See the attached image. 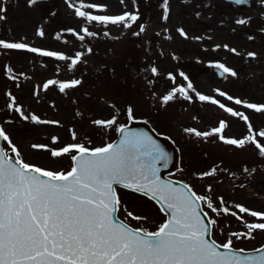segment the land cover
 Returning a JSON list of instances; mask_svg holds the SVG:
<instances>
[{
    "label": "rangeland",
    "instance_id": "rangeland-1",
    "mask_svg": "<svg viewBox=\"0 0 264 264\" xmlns=\"http://www.w3.org/2000/svg\"><path fill=\"white\" fill-rule=\"evenodd\" d=\"M252 2L250 8H237L223 0H168L169 15L165 20L163 0H136L135 4L133 0H124L123 4L120 0H37L32 5L28 0H3L6 19L0 20V39L61 52L69 59L38 60L26 50L0 48V128L17 147L23 161L53 171H68L74 152L53 158L50 151L34 149L32 145L44 144L48 149L69 143H82L89 148L103 146L116 136L117 127L125 123L127 109L131 107L133 115L149 117L182 147L185 166L176 176L189 181L217 209L219 198H223L229 214L214 213L204 203L216 220L214 237L224 243L230 233L246 232V223L264 221L239 213L235 205L264 211V155L249 144H227L220 134L197 136L185 129L211 132L219 126L223 115L228 118L227 130L231 134L239 135L244 128L249 130V124L251 131H264V113H257L254 120V110L227 99L232 96L264 104V0ZM87 4L104 6L102 10L82 8L95 15L128 11L137 14L138 20L130 28L88 23L75 15L76 7ZM241 19L247 23H237ZM141 25L144 31L140 30ZM83 27L96 35L85 36L81 41L78 36L84 34ZM38 29L44 32L43 36L37 35ZM177 29H183L186 35L181 36ZM77 52L82 54L80 61L69 68ZM231 52L236 57L228 61L234 65L236 75L228 74L224 80L215 78L209 71L210 63ZM248 52L255 55L250 57ZM198 64L204 66V71ZM152 68H156V73ZM184 72L193 77L191 89L185 83ZM50 79H76L81 83L63 92L59 83L44 89V83ZM178 88L185 89L187 99L175 91ZM170 92L173 99L164 103L162 98ZM219 92L226 95L220 96ZM197 94L224 105L230 103L236 111L250 115V122L223 113L219 104L201 101ZM16 107L29 118L23 119ZM33 114L58 123L33 122ZM113 116L117 122L111 127L93 124L94 120ZM53 137L57 138L55 143ZM3 142L7 152L15 156L9 144ZM213 170L212 175H203ZM118 190L119 213L124 219L146 230L159 226L164 214L150 199L127 189ZM128 211L145 219L134 220L127 216ZM232 211L242 219L232 216ZM231 238L232 245L249 247L264 240V231L254 230L247 238Z\"/></svg>",
    "mask_w": 264,
    "mask_h": 264
},
{
    "label": "snow or ice",
    "instance_id": "snow-or-ice-1",
    "mask_svg": "<svg viewBox=\"0 0 264 264\" xmlns=\"http://www.w3.org/2000/svg\"><path fill=\"white\" fill-rule=\"evenodd\" d=\"M37 0H28L30 5ZM136 0H133L135 4ZM123 4L124 0H120ZM244 3V0H235ZM72 7V5H69ZM103 9V5L87 4L75 8V15L83 17L88 23L96 22L102 25H119L130 28L138 20V15L124 11L119 15H95L83 11L82 8ZM164 15H169L168 0H163ZM6 19V7L0 0V20ZM237 23L245 24L241 19ZM144 31L143 25L140 28ZM72 31V30H69ZM83 35L78 38L83 41L85 36L93 37L96 33L83 27ZM181 36L186 33L177 29ZM264 31V29H262ZM135 34V33H134ZM37 35L44 32L37 30ZM107 35V33H105ZM251 39V37H250ZM219 47V46H217ZM227 47V45H225ZM0 48L26 50L40 55L66 60L63 53L30 47L23 42H8L0 39ZM235 52V49H232ZM77 52L71 58L69 68L74 67L81 58ZM255 53L249 52L248 56ZM224 73L235 76L236 73L217 64ZM10 71V69H8ZM151 71L156 73V68ZM181 75H183L181 73ZM187 79V77H185ZM59 83L60 91L73 88L80 80L58 82L48 80L43 88ZM189 89L192 84L187 85ZM188 98L184 88L175 89ZM201 101L219 104V107L234 117L247 122L249 117L243 112L234 111L223 103L209 96L197 94ZM220 96L226 93L219 92ZM173 99V93L162 98L164 103ZM237 105L257 113H264V104L242 101L239 98L227 96ZM9 109L12 105H8ZM15 111L21 113L20 107ZM129 119L133 118L131 107L127 109ZM23 119H28L21 113ZM31 120L40 124H57L58 121L41 120L31 115ZM116 117L93 121L101 127H111L116 124ZM226 124L223 120L211 132H198L195 129H185L197 136L220 134V139L238 147L251 143L264 155V143L259 142L253 135L242 139L225 138L222 135ZM249 132L252 125L249 124ZM122 138L119 143H106L100 147L89 148L82 143H69L62 148L48 149L44 144H33L34 149L50 151L53 158L71 155L72 166L68 171H53L27 163L20 159V152L12 144L3 128H0V139L6 141L15 160L0 148V264H264V251L256 249L257 255L239 256L232 251V238L251 237L254 230L264 231V222L246 223L244 233H230L229 239L223 244L206 239L210 226L216 224L215 219H209L207 224L202 217L208 213L201 209V202L206 203L212 212L229 214V208L220 199V208L213 206L211 199L198 195L187 184L164 181L157 175L156 162L164 160L167 167V154L145 133H136L121 125L117 129ZM264 137V131L258 133ZM53 137V143L56 142ZM76 139L73 134V140ZM215 170L205 172L210 176ZM128 189L135 193L157 200L161 211L169 213L168 218L161 223L157 230L150 232L143 229H133L118 221L114 214L119 210L121 201L115 186ZM235 208L241 214L264 221V211H254L236 204ZM237 219H242L236 211L230 213ZM127 216L134 220L145 219L128 211ZM223 249L224 251H221ZM243 251V250H240Z\"/></svg>",
    "mask_w": 264,
    "mask_h": 264
},
{
    "label": "water",
    "instance_id": "water-1",
    "mask_svg": "<svg viewBox=\"0 0 264 264\" xmlns=\"http://www.w3.org/2000/svg\"><path fill=\"white\" fill-rule=\"evenodd\" d=\"M228 1H232V2L235 3V0H228ZM241 4H245L246 5V4H248V1L247 0H244V3H241ZM123 126H125L126 129L131 130L133 132L147 134L148 136H150L152 138L153 141L156 142L157 145H159V147L163 150V152L167 154V167L164 166L165 161L163 159L157 161L156 162V167L158 168L157 175L161 178V180L171 181L175 186L179 187V184L177 182L178 181L179 182H182V181H180L178 179H175V178H172V177H169V176H166V173H170V172H172V170H174V168L177 166L178 159H179L178 149L174 145L173 141L170 140V139H168L167 137H165L163 135L157 134L153 130V128L147 122H145L142 119L131 120L128 124H125ZM121 138H122V135L118 131L117 137L112 142H110V143H117L118 144L119 141L121 140ZM0 148H1V145H0ZM9 158H11V157H9ZM184 184H186V183H184ZM149 196H150V194H149ZM160 206H161V204H160ZM114 216H115V218L118 221L123 222L119 218H117L116 213L114 214ZM168 216H169V213L167 212V218H168ZM202 218L205 220V224H207V221L209 220L208 219V216L207 217H202ZM130 228H132V227H130ZM205 238L206 239H209V240H212L211 237H210V232L209 233H206ZM256 249H261L262 251H264V244L262 246H260L259 248H256ZM256 249L247 250V251H240L241 249H234V248H232V251L236 255L246 256V255H257L258 253L256 252ZM220 250L221 251H224L223 249H220Z\"/></svg>",
    "mask_w": 264,
    "mask_h": 264
}]
</instances>
